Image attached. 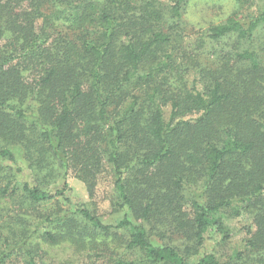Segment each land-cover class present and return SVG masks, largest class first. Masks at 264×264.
<instances>
[{"label":"trees","instance_id":"1","mask_svg":"<svg viewBox=\"0 0 264 264\" xmlns=\"http://www.w3.org/2000/svg\"><path fill=\"white\" fill-rule=\"evenodd\" d=\"M190 1L0 0V264H264V0Z\"/></svg>","mask_w":264,"mask_h":264},{"label":"rangeland","instance_id":"2","mask_svg":"<svg viewBox=\"0 0 264 264\" xmlns=\"http://www.w3.org/2000/svg\"><path fill=\"white\" fill-rule=\"evenodd\" d=\"M251 5V3H250ZM251 10H260L263 7L259 5L257 1L254 2L253 6L251 5ZM238 9V5L235 0H191L188 10H189V19L196 22L200 21L204 24L209 22L219 23L224 20H227L234 11ZM258 36L260 39L264 38V31L259 30ZM18 153V162L22 165V170L17 174V180L20 183L23 182H32V174L29 170V167L25 165L22 159V155L19 154L20 149H15ZM9 163V164H8ZM6 164L10 165L14 169L18 166L13 165L12 163L8 162ZM9 166V167H10ZM69 184V189L67 191V197L70 198L73 202L78 203H91L90 197L88 195L86 186L79 181L78 179L74 178L73 176H69L66 181ZM61 184L59 188H61ZM103 188H107L106 185ZM96 205H92L93 208L97 209L98 214L103 217L107 221H113L115 217L118 215L111 214V204L109 200H106L102 193H99L96 197ZM4 205H1V209ZM1 213V210H0ZM249 218L243 217L241 220H231L228 224L230 227L231 232V242L230 245L224 248H219L221 253L224 255L232 254L233 251L238 248L236 246L241 243L242 239L244 238V233L242 231L243 225L248 224ZM236 244V245H235ZM210 248V246H209ZM48 251V255L41 260L37 261V264H82L83 260H79L73 257L72 250L65 249L64 246H60L55 248L46 249ZM16 259V257H13ZM129 261H134V256H129ZM94 264H113L112 261H108L106 259H99Z\"/></svg>","mask_w":264,"mask_h":264}]
</instances>
